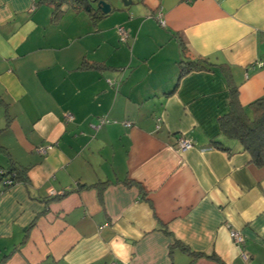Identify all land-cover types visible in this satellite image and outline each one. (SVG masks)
I'll use <instances>...</instances> for the list:
<instances>
[{
	"label": "crops",
	"instance_id": "crops-1",
	"mask_svg": "<svg viewBox=\"0 0 264 264\" xmlns=\"http://www.w3.org/2000/svg\"><path fill=\"white\" fill-rule=\"evenodd\" d=\"M105 1L0 0V170L25 176L0 264H264V166L219 128L264 97V0Z\"/></svg>",
	"mask_w": 264,
	"mask_h": 264
},
{
	"label": "trees",
	"instance_id": "trees-1",
	"mask_svg": "<svg viewBox=\"0 0 264 264\" xmlns=\"http://www.w3.org/2000/svg\"><path fill=\"white\" fill-rule=\"evenodd\" d=\"M55 8L57 13L63 11L65 5H72L86 12L94 21L105 17L101 11L93 7L92 0H41ZM98 1V0H97ZM201 60H184L181 75L193 69H198ZM228 111L219 119L220 135L227 140H235L242 150L250 156L251 162L256 167L264 166V97L255 100L248 106L242 107L236 92H232L228 101ZM217 143V142H216ZM218 145V144H217ZM18 181H25L24 171L12 168L0 170V191H4ZM181 249H188L180 245ZM214 259V256H209Z\"/></svg>",
	"mask_w": 264,
	"mask_h": 264
},
{
	"label": "built area",
	"instance_id": "built-area-1",
	"mask_svg": "<svg viewBox=\"0 0 264 264\" xmlns=\"http://www.w3.org/2000/svg\"><path fill=\"white\" fill-rule=\"evenodd\" d=\"M187 1L189 2L190 0H187ZM116 32H117L118 39L120 42H122V43L127 42L128 34L123 27H121V26L116 27ZM256 66L260 67V68H264V60L257 62ZM64 120H65V122H71L73 120V116L71 114L67 113L64 115ZM106 123H108V120H106L103 117L99 118V124H106ZM124 125L126 127L131 126V124L129 122H125ZM177 147H178L179 152H185L186 150H189L192 148V144L190 141L185 139V137L181 136L177 140ZM48 149L49 148L40 147V148H38V150L36 152L43 155L47 152ZM51 195H55V194H51ZM229 237L235 245L240 246V245L244 244V236L240 231L230 230ZM242 258H244V260H246L248 258V256L242 255Z\"/></svg>",
	"mask_w": 264,
	"mask_h": 264
},
{
	"label": "water",
	"instance_id": "water-1",
	"mask_svg": "<svg viewBox=\"0 0 264 264\" xmlns=\"http://www.w3.org/2000/svg\"><path fill=\"white\" fill-rule=\"evenodd\" d=\"M94 3H96V8H98L102 14H108L113 9L112 5L105 0H92ZM121 4L123 6H128L131 3V0H120Z\"/></svg>",
	"mask_w": 264,
	"mask_h": 264
}]
</instances>
